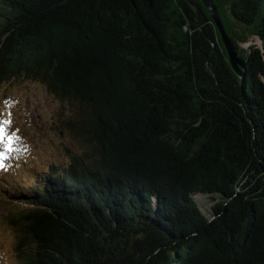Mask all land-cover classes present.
<instances>
[{
  "label": "trees",
  "instance_id": "1",
  "mask_svg": "<svg viewBox=\"0 0 264 264\" xmlns=\"http://www.w3.org/2000/svg\"><path fill=\"white\" fill-rule=\"evenodd\" d=\"M190 1L0 0V83L75 104L87 146L12 204L21 264H264V0H214L244 77Z\"/></svg>",
  "mask_w": 264,
  "mask_h": 264
},
{
  "label": "rangeland",
  "instance_id": "2",
  "mask_svg": "<svg viewBox=\"0 0 264 264\" xmlns=\"http://www.w3.org/2000/svg\"><path fill=\"white\" fill-rule=\"evenodd\" d=\"M75 104L50 95L33 79L16 78L0 83V121L10 120L6 131L15 137L9 152L0 143L4 167L0 168V264H21L31 250L10 220L13 203L23 204L24 191L37 185L49 165H65L74 154L87 146L64 130V122L77 115ZM200 209L209 216L213 200L204 194L194 195Z\"/></svg>",
  "mask_w": 264,
  "mask_h": 264
},
{
  "label": "water",
  "instance_id": "3",
  "mask_svg": "<svg viewBox=\"0 0 264 264\" xmlns=\"http://www.w3.org/2000/svg\"><path fill=\"white\" fill-rule=\"evenodd\" d=\"M188 1L190 2V5L198 13L197 7L190 0H188ZM202 2L204 3L205 7L209 11V13L212 17V20L215 23V25H216L219 33H220L221 40H222V43H223L224 48L226 50L228 60L231 64V66L239 75L244 77L243 71L246 68L247 61L242 55H240L237 48L232 43L228 34L226 33L224 25H223L221 17H220V14H219V11H218L215 3H214V0H202ZM249 46H254L256 49H258L262 58H263V61H264V45H263V41L258 36L252 37L251 41H249ZM244 47H246V45Z\"/></svg>",
  "mask_w": 264,
  "mask_h": 264
},
{
  "label": "snow or ice",
  "instance_id": "4",
  "mask_svg": "<svg viewBox=\"0 0 264 264\" xmlns=\"http://www.w3.org/2000/svg\"><path fill=\"white\" fill-rule=\"evenodd\" d=\"M10 123V120L0 121V143H4L6 150L9 152L12 150L11 145L15 139V137H11L6 131V126L10 125ZM2 157L3 154L0 153V168L4 167Z\"/></svg>",
  "mask_w": 264,
  "mask_h": 264
}]
</instances>
